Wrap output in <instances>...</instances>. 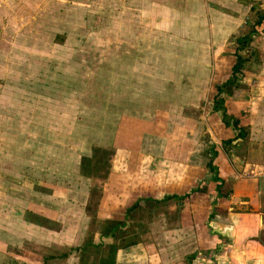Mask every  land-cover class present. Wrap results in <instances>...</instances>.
Listing matches in <instances>:
<instances>
[{
  "label": "rangeland",
  "instance_id": "374dc122",
  "mask_svg": "<svg viewBox=\"0 0 264 264\" xmlns=\"http://www.w3.org/2000/svg\"><path fill=\"white\" fill-rule=\"evenodd\" d=\"M253 6L264 9V0H0V200L29 217L31 203L46 227L64 226L65 234L43 250L24 239L30 264L45 256L46 264H188L189 255L135 260L120 248L134 239L150 249L168 240L173 249L172 239L157 236L176 211L147 202L126 217L134 194L105 181L119 165L116 149L138 141L128 132L144 127L160 135L167 117L203 125L213 103L210 76H233L237 39L253 30ZM256 30L240 50L250 59L236 82L246 74L253 83L263 71L264 30ZM143 141L152 147L150 134ZM86 155L90 177L82 175ZM60 207L64 222L56 219ZM117 221L125 223L119 239L106 236L101 249L90 244Z\"/></svg>",
  "mask_w": 264,
  "mask_h": 264
},
{
  "label": "crops",
  "instance_id": "0c3cea01",
  "mask_svg": "<svg viewBox=\"0 0 264 264\" xmlns=\"http://www.w3.org/2000/svg\"><path fill=\"white\" fill-rule=\"evenodd\" d=\"M217 77L214 73L210 76L208 94H212L213 103L205 107L202 126L189 119L177 124L167 117L166 129L160 135L152 129L134 128L135 132H128L130 139H138L132 148L116 149L114 157L119 165L115 170L112 166L114 171L105 184L127 197L134 194L135 202L128 209L155 202L176 211L172 212L174 221L157 236L172 239L173 249H166L168 240L152 249L145 242L123 248L135 260L145 256L152 261L158 256L171 262L173 256L181 254L184 259L189 255L188 264H264V68L253 83L246 74L242 78L247 82L240 78L242 82L229 86L224 84L230 77L221 83ZM218 85L224 86L221 93ZM218 95L225 100L227 120L223 110L214 108ZM149 134L152 147L148 149L147 144L144 149L141 144ZM228 140L231 143L226 144ZM111 173L119 181L112 179ZM42 194L47 198L46 192ZM11 203L0 200V259L5 258L0 264H30L32 254L24 239L32 238L42 250L50 239H64V226L57 231L46 227V215L37 214L31 203L27 206L33 214L30 217L25 209H16ZM61 207L57 209L58 222H64ZM125 216H129L128 210ZM16 230L23 233L19 240ZM50 255L48 258L57 259ZM67 255L60 254L69 260ZM46 262L45 256L43 264Z\"/></svg>",
  "mask_w": 264,
  "mask_h": 264
},
{
  "label": "trees",
  "instance_id": "16d2710c",
  "mask_svg": "<svg viewBox=\"0 0 264 264\" xmlns=\"http://www.w3.org/2000/svg\"><path fill=\"white\" fill-rule=\"evenodd\" d=\"M252 10L256 14V19H255L254 24H253V30L248 35L242 36V37L237 39V43L239 46H238V50L236 51V63L233 66V76L224 84L225 86L226 85H234L236 83V81H235L236 80V74L242 72V68L245 66L246 62L249 61L248 59H250L249 57L243 56L242 53H240V50L248 49V46H249L250 42L252 41L251 35L257 31L256 29L259 28L260 31L264 30V9L259 10L257 7L253 6ZM252 54L255 55L256 53L252 52ZM223 89H224V86L218 85L219 93H221ZM224 104H225V100L218 95L215 99V102H214V108L216 110H218V109L223 110L224 111V114H223L224 119L227 120L228 115L225 111ZM235 123L237 124L238 121L236 120ZM241 136L245 137V134L241 133ZM225 143L226 144L231 143V140H228ZM94 150L96 152H99V150L107 151V148L102 147V146H98V147H95ZM92 173H93L92 159L88 155H86L83 157L82 175L90 177V175ZM138 205L139 204L134 205L130 209H128V213L135 210ZM124 224L125 223L121 222V221L115 222L114 225L111 227V229L108 231V233H102L101 234L102 236H100L99 240H95V242L91 241L90 244H96V246L101 249L104 246V240H105L106 236H108L109 239L114 240V241L119 239L118 238L119 233H120V230L123 228ZM138 243H141V241L133 239V240L124 242L123 244L119 243V247L120 248H127L130 246H134ZM109 264H116L115 260H113Z\"/></svg>",
  "mask_w": 264,
  "mask_h": 264
},
{
  "label": "built area",
  "instance_id": "2783aa9c",
  "mask_svg": "<svg viewBox=\"0 0 264 264\" xmlns=\"http://www.w3.org/2000/svg\"><path fill=\"white\" fill-rule=\"evenodd\" d=\"M250 175H252V176L254 175L255 176L256 174L255 173H251Z\"/></svg>",
  "mask_w": 264,
  "mask_h": 264
}]
</instances>
